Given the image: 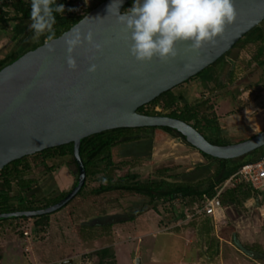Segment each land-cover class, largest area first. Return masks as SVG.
I'll return each instance as SVG.
<instances>
[{
  "label": "rangeland",
  "instance_id": "1",
  "mask_svg": "<svg viewBox=\"0 0 264 264\" xmlns=\"http://www.w3.org/2000/svg\"><path fill=\"white\" fill-rule=\"evenodd\" d=\"M67 1L72 11L81 14L100 0ZM133 2L123 10L131 8ZM30 23V20L21 22L22 32L14 27V21L0 24V59H8L10 53H21L45 41L44 36L33 39ZM262 34L264 19L242 36L224 58L202 72L206 79L201 74L174 87L175 92L188 89V100L192 102L208 99L212 105L208 118L214 116L216 121H206L209 125L206 134L212 137L219 134L223 140L234 143L264 127V54L255 58L263 44L259 38ZM155 110L169 111L160 106ZM215 123L219 131L214 129ZM145 134L143 141L123 143L113 149L112 160L122 162L113 171L114 178L129 173L143 181L176 175L170 179L196 182L217 165L179 136L160 129H148ZM70 159L69 155L44 158L42 154H30L27 158L30 167L21 176L32 179L30 187L20 188L13 178L11 195L19 192L27 199L30 193H35L34 200L38 202L44 198L54 200L59 191H69L77 180L75 165H67ZM98 183L99 179L91 176L83 195L75 196L67 206L53 212L47 224H36L33 217L0 220V264H96L95 250L104 246L114 248L117 264H134L137 256L141 264H264V257L250 258L231 241L234 232L242 245H253L264 253V199L257 206L253 203L250 210L231 205L224 209L223 216L207 221L202 212L191 215L185 200L178 198L157 200L155 209L149 197L136 193L112 191L92 195L90 191ZM12 203H17L16 198ZM196 206L197 203L193 207ZM181 213L185 217L174 219ZM133 215L134 219H128ZM121 218L126 219L117 220ZM108 221L114 222L108 229L94 226L91 231L82 227ZM214 247L218 251L216 257L211 252ZM206 252L213 256L212 260L204 258ZM155 255L165 256L166 260L158 262Z\"/></svg>",
  "mask_w": 264,
  "mask_h": 264
},
{
  "label": "water",
  "instance_id": "2",
  "mask_svg": "<svg viewBox=\"0 0 264 264\" xmlns=\"http://www.w3.org/2000/svg\"><path fill=\"white\" fill-rule=\"evenodd\" d=\"M128 1L102 0L49 44L43 41L0 68V169L24 155L69 142L79 166L75 185L60 200L41 208L0 212V218L49 213L75 197L86 180L78 144L106 129L169 126L200 151L218 158L240 157L264 146V127L241 141L217 144L179 117L137 110L228 52L264 19V0H235L238 17L214 44L193 51L190 42L179 41L175 58L144 63L130 54L126 39L130 32L119 20ZM77 30L92 31L94 42L103 49L96 51L85 42L73 53L78 69L70 70L65 41ZM50 46L54 51H49ZM91 63L98 65L95 73L88 71ZM134 264H141L139 256Z\"/></svg>",
  "mask_w": 264,
  "mask_h": 264
},
{
  "label": "trees",
  "instance_id": "3",
  "mask_svg": "<svg viewBox=\"0 0 264 264\" xmlns=\"http://www.w3.org/2000/svg\"><path fill=\"white\" fill-rule=\"evenodd\" d=\"M101 1L102 0H100L99 2ZM132 1L134 0L128 1L126 5H128ZM99 2L94 4V6H92L91 8L95 7ZM57 3L64 5V12L56 14V24L54 25L55 36L68 29L71 25L76 23L87 11L91 9L88 8L83 13L77 14L69 8L67 0H57ZM30 11L31 0H0V24L2 25L3 23L8 21H14V27L17 28V31L18 29H20V32H22L23 27L20 26V24L25 20H30ZM18 32L15 33L17 34ZM259 38L260 40L264 41V35H260ZM43 41L44 40H41L40 43H42ZM39 44L33 45L32 48L36 47ZM24 51L26 50H23L21 53H23ZM21 53H10L8 55V59H0V68L17 58ZM262 54H264V44L259 47L255 58L258 59ZM206 68H204L194 76H201L202 72ZM202 76L203 80L207 78L205 74H202ZM190 78H188L187 80H189ZM232 83H234V81H232ZM174 87L163 91L148 103L140 105L137 110L143 113L153 114L161 113V111L155 110L156 106H160L162 109H169V111L166 113L167 115L179 117L184 121L191 123L207 138L209 136L208 139L210 141L217 144L228 143L227 141L223 140V138L219 136V134L217 137H212V135L206 134V128L209 126L206 121H216V117L214 116L210 119L208 118L210 114L209 111L212 108V105L208 103V99H197L192 102L188 100V95H190L188 89L175 92L173 91ZM148 129H160L172 136H180L185 139L187 143L193 146V144L187 139L186 136L180 134L177 130L169 126L115 127L86 136L82 138L78 144V150L86 169V180L77 192L76 196L83 195L84 189L87 185V180L91 176H95V178L99 179V183L90 191L92 195L97 196L112 191L136 193L149 197V201L152 204L151 207L155 209L157 208V200L169 201L178 198L185 200L186 209L192 213L191 215L202 212L199 210L206 198L215 195L220 189L221 190L218 196L221 200V204L223 205L243 206L244 202L248 198L257 197L259 190L254 189L249 182L241 180L236 183L229 182L226 185H224V182L243 164L260 158L262 155V147L256 148L245 155L235 158H218L199 150L207 158L216 161L217 165L208 176H206L205 178H201L196 182H185L170 179V176L172 177L176 175H161L159 179H147L143 181L137 180L136 174L129 173L114 178L113 171L116 167H119L122 162L119 161L118 163H116L112 160L113 149L123 143L143 141L147 137L145 133ZM214 129L217 131L220 130L216 123ZM39 154H42L44 158L56 156L62 157L69 155L71 159L70 162L67 163V165L73 163L76 167V177L78 176L79 166L73 155L72 142L47 147L33 153V155ZM29 156L30 155H24L21 158L14 159L5 164L0 169V175L2 176L3 185V187L0 188V212L45 207L60 200L68 192L59 191L58 194L55 195L56 197L54 200H48L47 198L42 199L44 202L42 200H39L38 202H43L41 204H37L38 202L34 200L36 196L35 193H30V197L27 199H25L24 196L19 192L14 196L11 195L10 186L13 178L17 180V184L20 188L30 187L32 179L21 178L23 171L27 170L30 167V164L27 161V158ZM100 163H102L103 165L100 166ZM75 183L76 181L74 182L72 187L75 185ZM13 198H16L17 200V203L14 205L12 203ZM74 198L75 197L71 198L67 203H65L57 210H60L61 208L67 206ZM195 203H197V206L194 208L193 206ZM57 210L49 213L34 215L32 217L35 218L36 224H47L49 222V216ZM135 216L136 215L130 216L128 217V219H134ZM11 217L15 220H18L15 216ZM178 217H185V213H181L179 216H175L174 219L177 220ZM5 218L7 217L0 218V220ZM26 218L27 216H21L19 220ZM125 219L126 218H121L117 220L124 221ZM113 221H108L101 224H84L82 227L90 228L91 231L92 229H94V226L108 229L114 223ZM249 247L252 248L253 245H250ZM258 249L260 250V248ZM95 254L98 257V262L96 264H117L115 260L114 248L112 246H104L98 248L95 250Z\"/></svg>",
  "mask_w": 264,
  "mask_h": 264
},
{
  "label": "clouds",
  "instance_id": "4",
  "mask_svg": "<svg viewBox=\"0 0 264 264\" xmlns=\"http://www.w3.org/2000/svg\"><path fill=\"white\" fill-rule=\"evenodd\" d=\"M111 9V7H110ZM64 12V5L57 0H31L30 30L33 39L45 37V43L54 40L56 14ZM238 17L235 0H134L133 6L119 15L130 42V54L141 63L158 58L162 62L178 55L177 43L190 42L191 50L198 51L206 44H214L227 25ZM93 45L96 51L103 46L94 42V33L75 31L65 43L67 65L77 70L73 53L84 43ZM49 51H54L49 47ZM92 60L95 57L91 58ZM98 65L91 63L88 71L95 73Z\"/></svg>",
  "mask_w": 264,
  "mask_h": 264
},
{
  "label": "built area",
  "instance_id": "5",
  "mask_svg": "<svg viewBox=\"0 0 264 264\" xmlns=\"http://www.w3.org/2000/svg\"><path fill=\"white\" fill-rule=\"evenodd\" d=\"M241 180L249 182L254 189H260L264 186V146L260 158L243 164L224 182V185ZM220 190L215 195L206 198L199 211L215 217L216 208L221 206V200L218 196Z\"/></svg>",
  "mask_w": 264,
  "mask_h": 264
},
{
  "label": "crops",
  "instance_id": "6",
  "mask_svg": "<svg viewBox=\"0 0 264 264\" xmlns=\"http://www.w3.org/2000/svg\"><path fill=\"white\" fill-rule=\"evenodd\" d=\"M257 190H259V193H258V195H257V197H250V198H248L245 202H244V204L245 205H243L245 208H247L248 210H250V206L254 203L255 205L257 204V205H259L260 204V200L261 199H264V186L262 187V188H260V189H257ZM256 205V206H257ZM227 207H231V205H223V204H221V206H219V207H217L216 208V215H215V217H212L211 215H207V214H203L205 217H207L208 219H207V221L208 220H212V219H214V220H217L219 217H221V216H223L224 215V209H226ZM231 241L232 242H234V243H236L237 244V246H238V250L240 251V252H242V253H244V254H246V256H248V257H250V258H253V259H256V258H262V257H264V253H262V251H261V253H260V251H258L259 249L258 248H254V247H247V246H245V245H242L241 244V242H239V240L237 239V237H236V235L234 234V232H233V236H232V239H231ZM217 246H218V244H216ZM217 246H216V249H217ZM215 250V247H214V249H212L211 250V252L212 251H214ZM153 253H156L155 251H153ZM160 253V252H159ZM208 252H206L203 256H204V258H206L207 260H212L213 259V256H208V254H207ZM216 253H218V251L217 252H215L214 251V253H213V255H215ZM207 254V255H206ZM212 254V253H211ZM217 255V254H216ZM216 255H215V257H216ZM162 256V255H161ZM161 256L160 255H155L154 256V258L159 262V261H163L164 259L166 260V257L165 256H163L162 258H161ZM204 264H206V263H204Z\"/></svg>",
  "mask_w": 264,
  "mask_h": 264
},
{
  "label": "flooded vegetation",
  "instance_id": "7",
  "mask_svg": "<svg viewBox=\"0 0 264 264\" xmlns=\"http://www.w3.org/2000/svg\"><path fill=\"white\" fill-rule=\"evenodd\" d=\"M262 35H264V34H262ZM237 42H238V41H237ZM237 42H236V43H237ZM262 42H263V44H264V41H262ZM236 43H235V44H236ZM235 44H234V45H235ZM229 51H230V50H229ZM229 51H228V52H229ZM228 52H226L224 55H226ZM224 55H223V56H221V57H223V58H224ZM219 58H220V57H219ZM217 60H218V59H217ZM217 60H216V61H217ZM230 79H231V78H230ZM179 137H180V136H179ZM181 138H182V137H181ZM184 140H185V139H184ZM185 141H186V140H185ZM62 264H65V263H62Z\"/></svg>",
  "mask_w": 264,
  "mask_h": 264
},
{
  "label": "bare ground",
  "instance_id": "8",
  "mask_svg": "<svg viewBox=\"0 0 264 264\" xmlns=\"http://www.w3.org/2000/svg\"><path fill=\"white\" fill-rule=\"evenodd\" d=\"M171 144V143H170ZM184 146V145H183ZM171 147V146H170ZM182 147V146H181ZM172 149V148H171ZM176 149V148H175ZM180 149V148H179ZM169 151V150H168Z\"/></svg>",
  "mask_w": 264,
  "mask_h": 264
}]
</instances>
